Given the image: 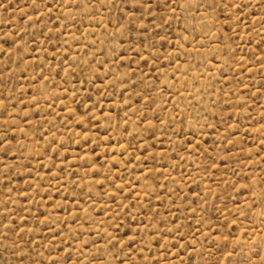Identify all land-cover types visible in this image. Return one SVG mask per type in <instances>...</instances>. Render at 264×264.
<instances>
[{"label":"rangeland","instance_id":"obj_1","mask_svg":"<svg viewBox=\"0 0 264 264\" xmlns=\"http://www.w3.org/2000/svg\"><path fill=\"white\" fill-rule=\"evenodd\" d=\"M0 264H264V0H0Z\"/></svg>","mask_w":264,"mask_h":264}]
</instances>
